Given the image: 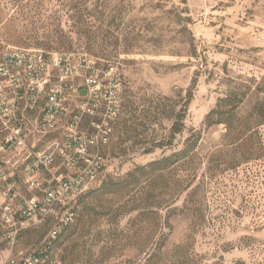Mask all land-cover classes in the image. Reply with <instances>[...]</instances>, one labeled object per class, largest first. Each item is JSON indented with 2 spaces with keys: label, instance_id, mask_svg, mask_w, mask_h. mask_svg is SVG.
Instances as JSON below:
<instances>
[{
  "label": "rangeland",
  "instance_id": "rangeland-1",
  "mask_svg": "<svg viewBox=\"0 0 264 264\" xmlns=\"http://www.w3.org/2000/svg\"><path fill=\"white\" fill-rule=\"evenodd\" d=\"M8 47L86 54L119 69L123 108L100 181L122 180L198 133L174 168L118 194L101 196L97 184L79 197L57 242L64 264H264V0H0ZM193 81L184 131L156 147ZM231 93L233 113L207 127ZM38 140L43 151L52 137L30 144ZM23 168L9 185L28 199ZM50 226L13 234L0 224V257L37 248Z\"/></svg>",
  "mask_w": 264,
  "mask_h": 264
},
{
  "label": "built area",
  "instance_id": "built-area-1",
  "mask_svg": "<svg viewBox=\"0 0 264 264\" xmlns=\"http://www.w3.org/2000/svg\"><path fill=\"white\" fill-rule=\"evenodd\" d=\"M123 95L121 72L111 63L0 48V224L16 234L51 223L40 246L0 257V264H64L58 239L74 222L75 201L100 183ZM41 135L52 137L43 151L40 140L30 144ZM19 162L28 199L9 185Z\"/></svg>",
  "mask_w": 264,
  "mask_h": 264
},
{
  "label": "trees",
  "instance_id": "trees-1",
  "mask_svg": "<svg viewBox=\"0 0 264 264\" xmlns=\"http://www.w3.org/2000/svg\"><path fill=\"white\" fill-rule=\"evenodd\" d=\"M193 86H194V81L191 83V88L185 92V95L183 97L182 107L180 111H178L177 113L172 112L169 116L170 119L172 120V123L169 128L168 138L166 139V141H163L156 147L162 148V147L171 146L172 142L175 140V137L184 131V120L186 117L188 106L193 99V89H192ZM234 96H235L234 93H231L227 95L225 98L219 100L216 107L207 113V115L205 116V120H204V123L207 125V127L223 124L225 120V115L229 116V113H233L235 105H232L231 102L232 100H235ZM165 100L170 101V99H165ZM123 101H124V95H123ZM122 108H123V103H122ZM121 113H122V110H121ZM121 113H120V116H121ZM148 116H149V119L154 120L155 114L150 112ZM119 118H118L117 124L119 122ZM130 129H131L130 125L127 126L126 124H123V130L125 131V133L127 130H130ZM197 134L198 133L195 131L191 132V135H189L185 139L184 141L185 145L182 150L175 151L171 153L169 156H166L157 161L148 163L147 165L135 167L132 171H129L126 174L125 178L122 180L103 181L104 180L103 178V180L100 181L95 191L100 192L101 196L118 194L123 191L130 190L131 188L136 187L141 182L142 178L148 175L153 176L155 174H161L171 168H174L179 162L186 159L188 155H190L193 152L195 144L198 141ZM91 192L93 191H90L88 193H91Z\"/></svg>",
  "mask_w": 264,
  "mask_h": 264
}]
</instances>
